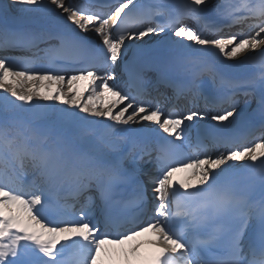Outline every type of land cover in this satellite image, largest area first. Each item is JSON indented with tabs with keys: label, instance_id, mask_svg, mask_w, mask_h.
<instances>
[{
	"label": "snow or ice",
	"instance_id": "snow-or-ice-1",
	"mask_svg": "<svg viewBox=\"0 0 264 264\" xmlns=\"http://www.w3.org/2000/svg\"><path fill=\"white\" fill-rule=\"evenodd\" d=\"M49 4L67 14L54 36L0 32V52L33 54L0 56V264H115L117 254L125 264H264V125L241 145L228 131L230 117L241 114L232 97L222 113L178 107L181 97L195 104L208 77L219 90L258 89L264 119V51L239 64L220 59L264 47V0H125L109 13L72 0H10L0 14L41 13ZM213 12L226 23H214ZM88 31L99 42L81 35ZM155 36L167 38L155 56L132 43ZM50 39L58 44L41 48ZM249 65L260 69L258 79L228 75ZM150 72L171 97L149 98ZM80 81H88L86 97ZM25 83L31 87L21 90ZM145 122L155 128L132 127ZM140 161L155 172L146 184ZM238 161H248L239 171L259 181L257 201L229 183ZM189 170L195 184L173 178ZM122 185L133 186L129 198ZM130 207L137 216L125 215ZM149 231L156 236L149 256L140 244L120 253L106 247Z\"/></svg>",
	"mask_w": 264,
	"mask_h": 264
},
{
	"label": "bare ground",
	"instance_id": "bare-ground-1",
	"mask_svg": "<svg viewBox=\"0 0 264 264\" xmlns=\"http://www.w3.org/2000/svg\"><path fill=\"white\" fill-rule=\"evenodd\" d=\"M217 1H218V0H212V3L214 4V3L217 2ZM219 1L222 2V0H219ZM234 2H239V0H234ZM50 6H51V5H48L47 9H50ZM56 13H62V10L59 9V8H57V12H56ZM63 16H64V17L61 18V19L59 20V22H61V23H63V22L66 21V16H67V14L64 13ZM53 17H54V16H50V18H53ZM67 23L71 24L70 21H68ZM71 27L76 28L75 25H71ZM87 34H90V35H93V36L96 35V34H95L94 32H92V31H88ZM166 39H167V38H165V37H162V38H160V39H157L155 42H153V43H151L150 45H148V47H147L146 50H150V51H160V50L162 49V47L164 46V41H165ZM171 39H172V40H176V39H178V38H176V37H171ZM185 43H189V42L185 41ZM193 46H194V47H201V46H195V45H193ZM203 47H206V48L209 49L212 53H216V52L218 51L217 49H215V48L212 47V46H203ZM256 50H257V51H258V50H264V47H262V48H258V49H256ZM248 52H250V51H248ZM248 52H245V53H243V54L238 55V56L235 58L236 62H235V63H231V64H239V63H238L239 61H241V60H243V59L245 60L246 57L249 56ZM251 55H252V56H253V55L255 56V55H257V54L254 53V54H251ZM220 59L223 60V61H225V63L227 62V59L224 58V57H220ZM226 64H229V63H226ZM246 67L250 68L249 66H246ZM234 72H235V71L233 70L232 72H230V73H228V74H232V73H234ZM47 83H48L47 81L44 82V84H47ZM81 86L83 87L84 85H82V83H80L79 85H78V84L75 85V87H77L78 91H80ZM28 87H31V84H30V83H27L26 85H23V87H22L21 90H26ZM61 87L63 88L64 91H67V85H63V86H61ZM56 88H57V85H56L55 83H53V84H52V91L54 92ZM33 102L36 103L37 101L34 100ZM81 102L83 103V101H81ZM53 103H56V102H53ZM57 107H67V106H62V105H59V104L57 103ZM68 110H69V111H75V109H72V108H69ZM118 110H119V109H118ZM118 110H117V111H118ZM82 114H83V113H81V115H82ZM247 163H249V162L246 161V162H243V163H241L240 165H238V166H237L238 171H239V169L241 168L242 165L247 164ZM257 163H258V162H257ZM222 167H223V166H222ZM238 171H237V172H238ZM184 175H185V173H184ZM112 250L115 251V252H117V253H120V252L122 251V250H118L117 248H116V249H115V248H112ZM114 259H115V264H125V258H124L123 255H119V254H117V255L115 256ZM133 262H135V264H137V261H136L135 258L132 259L131 264H132Z\"/></svg>",
	"mask_w": 264,
	"mask_h": 264
}]
</instances>
